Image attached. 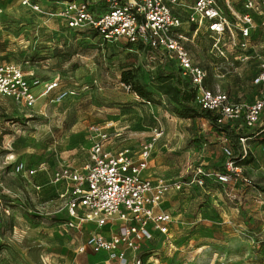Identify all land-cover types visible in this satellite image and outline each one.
Listing matches in <instances>:
<instances>
[{
    "label": "rangeland",
    "instance_id": "obj_1",
    "mask_svg": "<svg viewBox=\"0 0 264 264\" xmlns=\"http://www.w3.org/2000/svg\"><path fill=\"white\" fill-rule=\"evenodd\" d=\"M38 1L46 8L63 0ZM98 8L103 10L101 4ZM173 11L185 21L183 31L189 37L185 44L195 62L208 69L209 85L227 92L232 100H254L264 88L254 83L259 57L264 56V46L259 45L264 42V33L259 32L260 17L256 18L255 37L253 31V57L242 62L230 59L234 54L231 52L226 61L210 52L212 37L205 28L201 27L191 39L196 26L186 22V14L176 5ZM137 45L129 47L125 38L107 41L74 31L60 18L28 9L13 14L0 12V63L19 64L24 71H34L41 81L39 98L32 108L0 94V264L105 261L106 253L78 252L88 233L61 225L67 218L65 209L60 216L50 214L60 202L40 209L29 188V182L39 177L16 174L12 162L24 161L29 166L43 163L48 172L66 166L81 169L74 158L84 152L78 147L87 144L93 124L106 126L112 141L120 138L135 152L152 141L154 128L162 129L149 158L148 174L155 181L189 182L191 170L199 165L223 169L228 140L213 132L206 119L178 117L159 92L158 103H146L121 81L120 65H129L141 82H151L155 71L150 60L152 52L146 45ZM68 50L71 56L63 57ZM57 77L61 87H76L80 94L62 102L55 101L57 90L40 94L45 82ZM114 129H119L121 136L115 138ZM262 141L264 135L246 142L250 161L241 166L250 184L222 183L209 176L203 185L192 183L170 191L163 208L174 218L171 235L145 242L139 255L149 257L150 264H264ZM126 255L130 257L132 252L126 251ZM111 264H119L118 259Z\"/></svg>",
    "mask_w": 264,
    "mask_h": 264
},
{
    "label": "built area",
    "instance_id": "obj_2",
    "mask_svg": "<svg viewBox=\"0 0 264 264\" xmlns=\"http://www.w3.org/2000/svg\"><path fill=\"white\" fill-rule=\"evenodd\" d=\"M103 1L104 10L96 11L91 9L87 0H65L52 10L35 0H19L25 9L60 18L71 29H93L107 41L125 38L128 43H142L152 50L150 60L155 67L167 59L174 61L182 76L195 89L197 105L215 112L219 123L242 120L248 128L262 123L264 88L252 102L232 100L227 92L212 88L208 82V69L195 62L185 44V40H189L183 31L185 21L174 13L173 6L186 14V22L196 26L191 39L203 27L212 37V54L229 61V53L233 52L230 59L244 62L250 60L255 51L252 37L258 26L257 16L264 28V0H190L191 3L185 0ZM259 62L254 83L264 87V56L259 57ZM40 84L33 71H24L14 62L0 63V94L18 104L34 107L39 98L34 88ZM59 85L58 77L47 81L40 94L57 90V102L80 94L76 87ZM126 88L129 90V86ZM162 134V129L154 128L152 141L143 143L138 152L129 147L113 151L107 149L112 138L106 126L93 124L89 127L88 158L82 168L66 166L54 172L51 182H65L68 186L60 195V207L52 214H60L65 209L67 220L64 225L70 228L82 229L89 223L96 226L85 243L78 247V252L106 253L104 262L107 264L115 259L119 264H150L151 259L145 260L139 253L145 242L157 236L171 235L170 225L174 218L170 211L163 208L170 191L180 190L192 183L203 185L204 179L209 176L222 183H251L243 166L232 159L233 150L229 145L224 147L227 156L225 171L199 165L191 170L189 182L173 184L144 176L155 141ZM239 140L246 155L248 138L239 137ZM260 148L264 152V143ZM12 162L15 173L25 177L34 176L44 168L43 163L29 166L24 161ZM104 227L108 230L103 231ZM126 251L132 252V255L128 257Z\"/></svg>",
    "mask_w": 264,
    "mask_h": 264
},
{
    "label": "trees",
    "instance_id": "obj_3",
    "mask_svg": "<svg viewBox=\"0 0 264 264\" xmlns=\"http://www.w3.org/2000/svg\"><path fill=\"white\" fill-rule=\"evenodd\" d=\"M104 2V1H103ZM97 4H102L97 3ZM105 7L104 5H102ZM92 10L100 11V9L91 6ZM69 28L68 26H65ZM71 29V28H69ZM78 32H88L91 36H99V33L93 29L75 30ZM132 43H128L131 47ZM137 46L145 47L142 43ZM149 48V47H148ZM149 51L152 50L149 48ZM71 51H64L63 57L69 58ZM121 81L129 86L137 98L148 103H158L156 97L157 92L161 93L171 107V110L180 118H203L206 119L212 127V131L218 135L224 136L228 140V145L233 150V160L237 165H245L250 161V154L244 155V149L240 143L239 137L249 139L264 135V117L262 123L253 128H248L242 120L229 121L225 124L218 122V115L211 111L200 108L195 102L196 91L187 78L183 77L180 70L176 67L174 61L167 59L162 64L155 67V71L151 75L150 83H143L139 80L136 71L129 65H120ZM264 143V141H262ZM198 148V147H197ZM201 148V147H200ZM220 170V169H219ZM221 171H225V167ZM264 191V187H261ZM29 210V209H28ZM30 211V210H29ZM60 216V215H54ZM67 220V218H64ZM66 221H63V223ZM145 260L148 258L143 257Z\"/></svg>",
    "mask_w": 264,
    "mask_h": 264
},
{
    "label": "crops",
    "instance_id": "obj_4",
    "mask_svg": "<svg viewBox=\"0 0 264 264\" xmlns=\"http://www.w3.org/2000/svg\"><path fill=\"white\" fill-rule=\"evenodd\" d=\"M5 1L7 2V5H4ZM35 1L39 2L38 0H35ZM63 1H65V0H63ZM63 1H56L59 5H56L55 7H47V5H46V8L51 9V10L56 9L62 5ZM87 1H89L91 3V6H94L96 8L98 6L97 2H99V3L101 2L102 3L101 5H104L103 0H87ZM40 4L44 6V4H42V3H40ZM21 8L25 9L22 5H20L19 0H0V12L5 10L6 12L13 14L15 11L18 12ZM25 10H27V9H25ZM103 10H104V6H103ZM259 28H260L259 32H261V30H262L264 33V28H262L261 25H259ZM257 33H258V31H257V29H255V35L253 32L254 37L257 35ZM263 44H264V42L260 43L259 45H261V47H262V46H264ZM34 90L36 93H39L38 92L39 86L35 87ZM252 101H254V100H252ZM106 125L109 126V124H106ZM114 131H115V134H114L115 138H118V136H121L122 133H121V131H119V129H114ZM88 138H89V134L87 137V144L85 145L86 147L89 144ZM119 139H115V140L111 141L107 145V149L115 151L116 149L123 148V146H126V147L130 146L129 148H131V145H124V144H122L121 140H119ZM85 146L80 145V147H78V148H82V150H84V152H81L79 155L75 156V158H74V161L78 160L81 163V168L85 164V162L87 161V158H88L89 146L86 149H85ZM78 151H79V149H77V151H75V152H77V154H78ZM82 153H84V154H82ZM47 170H48L47 167L44 166V168L38 170L36 175L30 176L32 178H35L36 176L39 177L38 179L35 180V182H29V188H30V191L34 195V198L40 204V206H41L40 209H46L50 203H53L52 204V206H53L55 203L60 202V205H61L60 195L66 190V188L68 186L64 182H62L65 184V185H63V187L60 185L61 183H59V184L52 183L51 181H52V177L54 174L53 172H55V170L52 172H48ZM56 170H58V169H56ZM144 176L152 177L151 174H148V169H146L144 171ZM22 177L25 178V176H22ZM26 177H29V176H26ZM30 191H29V194L31 195ZM37 208H38V210H40L39 207H37ZM34 212H36V211H34ZM39 214H41V213H39ZM50 214H52V213L50 212ZM52 215H54V214H52ZM57 215H59V214H57ZM62 217H64V216H62ZM61 225H64V223H62ZM95 228H96V226L94 224L89 223V224H86L84 227H82V229H76V230L79 233H83L85 231L89 235L92 231L96 230ZM87 251H90V250H87ZM95 264H98V263H95ZM100 264H107V263H105L103 261V263H100Z\"/></svg>",
    "mask_w": 264,
    "mask_h": 264
}]
</instances>
